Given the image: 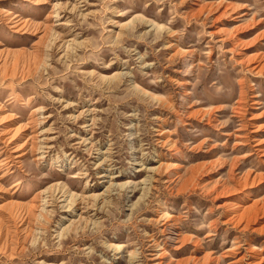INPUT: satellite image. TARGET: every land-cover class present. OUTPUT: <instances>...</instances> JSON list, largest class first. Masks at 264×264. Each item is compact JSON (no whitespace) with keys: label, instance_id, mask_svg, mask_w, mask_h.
Returning a JSON list of instances; mask_svg holds the SVG:
<instances>
[{"label":"rangeland","instance_id":"rangeland-1","mask_svg":"<svg viewBox=\"0 0 264 264\" xmlns=\"http://www.w3.org/2000/svg\"><path fill=\"white\" fill-rule=\"evenodd\" d=\"M0 264H264V0H0Z\"/></svg>","mask_w":264,"mask_h":264},{"label":"bare ground","instance_id":"bare-ground-1","mask_svg":"<svg viewBox=\"0 0 264 264\" xmlns=\"http://www.w3.org/2000/svg\"><path fill=\"white\" fill-rule=\"evenodd\" d=\"M56 4V3H55ZM57 5V4H56ZM66 6V5H65ZM56 13V12H55ZM150 25H154V23H150ZM77 43V42H76ZM73 44V39H60V42L58 43V46L60 48H62L63 51H67L71 48V45ZM118 72V71H117ZM121 72V71H120ZM115 76V75H114ZM83 109V108H82ZM92 119V118H91ZM96 120V119H95ZM43 150V149H42ZM90 151V150H89ZM99 161L98 164L102 166V170L99 172L98 177L100 178V183L102 184V189L100 192L98 193H91V194H76V193H68L66 195L63 194H59L57 192H59V187H60V183H50L49 185H47L46 187L42 188L40 191L42 193H51L56 194L57 196L55 197L58 201H60L61 203V207L62 209L65 208L64 210H66L67 212H70L71 215L73 216V214L76 216L75 217H70V218H66L68 219V223L65 224L64 226H62V230H68L74 227H78L80 226L82 223H84V219L81 215V212H75V210L77 208H82L80 206V204L83 202V200H88L91 199L92 202H99L100 204H104L106 202V196L112 192L115 189H121L124 188L126 186H130L132 184L131 181L127 180V181H122L119 182L118 181V176L119 174L115 173L114 171H112V168L109 166L108 162H107V155H108V151L107 150H103V151H99ZM157 160V159H156ZM142 165V164H141ZM162 165V162L158 161L157 164L154 165H149V166H144L143 168L149 172H153L154 170L160 168V166ZM162 168V167H161ZM151 175H147L146 177H143L140 179L139 183L142 184V188L145 186V184L149 183L150 179H151ZM148 187V185H147ZM141 189V188H140ZM56 192V193H55ZM65 194V193H64ZM42 195V194H41ZM40 197V196H39ZM44 197H46V195H44ZM49 197V196H48ZM51 197V196H50ZM62 197V198H60ZM48 200V199H47ZM47 200L45 198L42 199V202H40L43 206L45 205V202H47ZM108 200V199H107ZM39 203V204H40ZM48 203V202H47ZM91 203V202H90ZM107 203V202H106ZM105 203V204H106ZM40 206V205H39ZM101 206V205H100ZM84 208V207H83ZM78 210V209H77ZM87 214V213H86ZM63 218V217H62ZM59 232V231H58ZM113 250H118L120 245L115 244V243H109L108 244Z\"/></svg>","mask_w":264,"mask_h":264}]
</instances>
